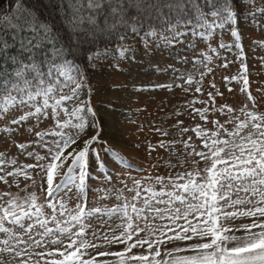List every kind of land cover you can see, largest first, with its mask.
Instances as JSON below:
<instances>
[{
  "label": "snow or ice",
  "instance_id": "1",
  "mask_svg": "<svg viewBox=\"0 0 264 264\" xmlns=\"http://www.w3.org/2000/svg\"><path fill=\"white\" fill-rule=\"evenodd\" d=\"M241 18L264 20V0H0V53L20 49L0 68V264H264V85L253 94ZM226 27L238 105L212 83L185 106L202 123L177 119L179 139L148 143L149 156L168 153L148 168L102 139L95 69L131 74L146 58L172 80L137 91L202 94L211 57L187 52ZM162 50L173 61L163 68ZM188 63L198 78L176 67Z\"/></svg>",
  "mask_w": 264,
  "mask_h": 264
},
{
  "label": "rangeland",
  "instance_id": "2",
  "mask_svg": "<svg viewBox=\"0 0 264 264\" xmlns=\"http://www.w3.org/2000/svg\"><path fill=\"white\" fill-rule=\"evenodd\" d=\"M56 11L62 13V11ZM238 23L243 31L241 43L247 58L245 62L251 74V90L253 94H256L257 87L264 85V61L260 59V57H264V47L254 44L253 41L264 40V20L258 18L257 22L253 23L249 19L241 18ZM233 40L234 38L227 27L223 31L216 29L210 39L196 38L192 40L196 46V51L187 52L190 59L198 53H204V56L211 57L209 66L213 71L208 73L207 69H203L206 75L202 85V94L195 93V85L189 92H185L182 88L174 85L171 90L137 91L136 89L141 86L147 87L155 82L171 83L172 80L173 73L171 70L156 72L154 66L145 62L146 58L137 62L141 66L133 67L131 74L128 73L127 69L123 74H111V69H105L103 72L99 68L95 69L97 75L92 83L98 85V91L94 94L92 102L94 107L98 105V119L102 124L98 130L101 131L102 139L112 143L122 154L138 163L140 167L148 168L149 163H156L160 157H167L168 155L163 149L158 148L149 156L146 148L148 143L155 145L160 139H179L178 128L172 127L177 119L184 121V126L188 127H194L197 122L202 123L198 117L193 120L188 115L190 109L186 110L185 106L189 100H207V93L215 91L210 87L212 83H215L217 89L225 93L229 103L238 105L242 99V94L239 92L242 83L235 80L229 83L224 78L239 75L241 71V61L237 59L239 50L234 46L231 50L220 48L221 43L233 44ZM211 49L216 51L212 52ZM177 50L181 55L185 54V49L179 45H177ZM155 59L162 68L173 62L167 50L155 53ZM225 64L227 67L223 66ZM176 67L180 69V72L191 73L196 78L199 77L201 70L200 68L193 70L192 63L176 64ZM176 83L180 84L183 81L177 80ZM228 88H233L235 91L229 94ZM195 106L201 107L202 105L197 103ZM174 112L181 114L177 116ZM156 128L169 130L171 136L161 137L155 131ZM188 135H192L195 140L194 133L191 132L186 134L184 139H187ZM137 144L141 145L139 149L136 147ZM14 151L15 149H13ZM112 163L114 164V162ZM116 170H120L118 166ZM160 171L163 173L164 169H160ZM132 175L137 176L138 173L133 171ZM4 187L0 184V190H3ZM13 191H15L14 188ZM89 199L91 202L93 197L90 196ZM99 203L111 207L115 200H102Z\"/></svg>",
  "mask_w": 264,
  "mask_h": 264
},
{
  "label": "trees",
  "instance_id": "3",
  "mask_svg": "<svg viewBox=\"0 0 264 264\" xmlns=\"http://www.w3.org/2000/svg\"><path fill=\"white\" fill-rule=\"evenodd\" d=\"M52 15L55 16L58 20L62 18L63 16V13H58L56 11V9H52ZM0 35H4L3 33H0ZM9 39V42L10 44L14 43L11 41V35L9 34L8 37ZM111 46H114V45H110ZM20 49L18 47V44L17 46L15 47H10L9 51L7 53H0V68H3L5 70H8L10 71L11 70V64L9 63L10 61V58L14 55H17L19 53ZM68 59H71V57H68ZM77 63H79V61H77ZM81 67H83L81 65Z\"/></svg>",
  "mask_w": 264,
  "mask_h": 264
}]
</instances>
